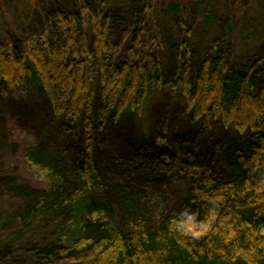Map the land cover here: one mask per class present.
<instances>
[{
    "label": "trees",
    "instance_id": "obj_1",
    "mask_svg": "<svg viewBox=\"0 0 264 264\" xmlns=\"http://www.w3.org/2000/svg\"><path fill=\"white\" fill-rule=\"evenodd\" d=\"M43 3L14 7L17 32L0 25V101L39 90L55 117L84 124L90 146L69 163L29 145L22 157L43 173L44 184H22L16 175L0 180V198L19 202L0 219V264H264V61L237 72L225 39L214 40L198 59L191 45L175 44L179 63L165 74L156 33L148 42L140 36L129 58H121L110 0ZM234 33L230 27L226 36ZM165 86L182 95L180 136L215 140L218 169L203 175L199 151L191 148L190 158L179 162L197 180L188 199L204 228L197 238L179 231L182 210L169 196L160 203L145 187L129 188L113 174L110 185L91 138L96 124L116 130L137 122L152 93ZM159 167L166 169L163 162ZM113 190L121 197L113 200Z\"/></svg>",
    "mask_w": 264,
    "mask_h": 264
},
{
    "label": "rangeland",
    "instance_id": "obj_2",
    "mask_svg": "<svg viewBox=\"0 0 264 264\" xmlns=\"http://www.w3.org/2000/svg\"><path fill=\"white\" fill-rule=\"evenodd\" d=\"M43 1L50 8L55 0ZM24 4L26 0H0V25L11 34L17 28L10 13L17 12L16 5L23 8ZM109 12L115 20L113 38L121 58H129L140 36L143 42L160 36L163 42L156 53L165 74L179 63L172 49L175 44L191 45L198 59L214 40L225 39L230 66L237 72L264 61V0H110ZM230 27L235 33L227 37ZM183 106L180 91L162 87L152 93L137 122L130 121L116 130L96 124L91 138L99 171L110 185L114 178L127 179L129 188L145 187L147 193L158 196L160 203L162 197L169 196L182 210L179 231L197 238V231L204 228L195 220L198 207L188 202L197 180L182 171L179 162L190 158L187 148H191L199 151L195 154L200 157L203 175L218 169L219 164L212 157L215 140L210 135L180 136L186 128ZM143 140L148 141L143 144ZM32 144L42 145L56 158L77 163L87 153L90 141L82 122L74 125L58 119L44 93L33 90L0 101V180L16 175L22 184H44L43 173L22 157ZM159 162L165 164V170H160ZM69 178L73 184L79 183L71 167ZM113 191H109L113 200L121 197ZM17 205L18 201L0 198V219ZM213 208L218 210L216 204Z\"/></svg>",
    "mask_w": 264,
    "mask_h": 264
}]
</instances>
